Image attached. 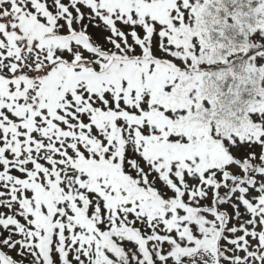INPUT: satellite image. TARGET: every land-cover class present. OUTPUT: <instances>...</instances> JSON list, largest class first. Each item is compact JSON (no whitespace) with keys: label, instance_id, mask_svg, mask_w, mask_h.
Segmentation results:
<instances>
[{"label":"snow or ice","instance_id":"snow-or-ice-1","mask_svg":"<svg viewBox=\"0 0 264 264\" xmlns=\"http://www.w3.org/2000/svg\"><path fill=\"white\" fill-rule=\"evenodd\" d=\"M0 264H264V0H0Z\"/></svg>","mask_w":264,"mask_h":264}]
</instances>
